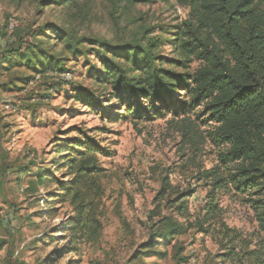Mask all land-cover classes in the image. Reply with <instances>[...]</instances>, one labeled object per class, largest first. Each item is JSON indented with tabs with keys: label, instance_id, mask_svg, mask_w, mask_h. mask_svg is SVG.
Masks as SVG:
<instances>
[{
	"label": "rangeland",
	"instance_id": "obj_1",
	"mask_svg": "<svg viewBox=\"0 0 264 264\" xmlns=\"http://www.w3.org/2000/svg\"><path fill=\"white\" fill-rule=\"evenodd\" d=\"M143 1L133 6L122 2L115 8L108 0H89L81 18L73 23L74 31L79 38L117 44L149 28L150 38L164 41L158 53L175 59L168 40L188 19L189 10L177 0ZM65 20V11L40 12L38 0H0V56L7 46L17 43L19 34L29 43L33 32L46 22L62 25ZM90 54L65 55L69 77L67 73L40 77L14 65L6 71L0 63V264H39L66 244L61 228L72 216L71 208L55 204L56 216L50 218L46 196L55 191L38 187L37 176L53 174L59 183L66 180V172L52 167L58 156L55 150L64 140L77 139L78 132L95 141L98 162L105 170L101 177L103 235L97 245L83 244L79 253L71 252L55 264H246L245 253L256 250L264 255V233L251 203L264 200V192L253 197L231 186L214 190L205 173L217 164L220 150L209 136L212 125L202 123L207 117L202 110L196 111L198 119L187 115L190 122L181 121L168 109L154 120L122 118L112 123L101 111L75 102L79 87L95 88L89 76L99 67V59ZM199 66L194 61L189 71ZM100 91H96L98 96ZM99 98L108 112L120 114L115 101L105 103L104 97ZM163 189L161 209H157ZM168 202L173 207L187 202L188 217L179 219L178 211L166 208ZM212 203L217 209L207 218L206 206ZM157 212L186 222L188 230L162 248L167 252L165 259L153 256L131 262L150 236V223L158 221ZM200 224L208 227V233L200 231ZM225 228L237 235L234 242L224 237ZM229 248H235L232 257H222ZM183 258L188 261L181 263Z\"/></svg>",
	"mask_w": 264,
	"mask_h": 264
},
{
	"label": "trees",
	"instance_id": "obj_2",
	"mask_svg": "<svg viewBox=\"0 0 264 264\" xmlns=\"http://www.w3.org/2000/svg\"><path fill=\"white\" fill-rule=\"evenodd\" d=\"M87 1L38 0L40 12L47 9L65 11L66 23L46 22L33 32L29 43L19 34L17 43L7 46L0 56L1 67L8 71V65H14L40 77L59 76L69 73L65 68V55L80 57L91 53L99 59V67L89 76L95 88L79 87L75 102L101 111L112 123L122 118L150 121L156 116H165L168 109L181 121L190 122L187 115L193 114L198 119L200 114L196 111L201 109L207 116L202 123L212 125L209 136L220 150L217 164L205 173L206 178L212 179L214 190L231 186L240 194L262 195L264 0H177L181 7L189 10V17L176 27V32L171 33L173 38L168 40L175 59H165L158 53L164 41L150 38L149 28H141L129 42L117 44L101 38H79L73 23L81 18ZM108 1L115 8L122 2L128 6L144 2ZM52 32L56 37L50 34ZM86 45L92 48L87 49ZM194 61L200 62V66L190 72L189 67ZM98 90L102 91L100 96L106 99L105 103L115 101L120 105L118 116L103 107V100L96 94ZM78 134L77 139L64 140L55 150L58 156L52 167L56 172H66V180L59 183L53 174L37 176L38 187H51L55 191L46 196L47 215L50 218L56 216L55 204L69 206L72 213L61 228L66 244L39 264H55L71 252L79 253L83 244L95 246L103 235L101 177L105 170L98 162L99 147L95 141L82 132ZM164 195L165 189L158 195V203ZM187 195L192 196L191 193ZM251 203L264 233V200H251ZM156 207L161 209V203ZM166 208L178 211L179 219L189 215L187 202L176 207L168 202ZM216 209V204H207L205 217L214 216ZM154 216L158 221L150 223V236L131 262L153 256L165 259L167 252L162 248L188 230L186 222L162 216L161 212ZM225 229L224 237H231L230 243L234 242L237 235ZM200 231L208 233V227L200 224ZM179 250L183 251L182 248ZM229 250L222 257H232L235 248ZM245 260L246 264H264V255L253 250L245 253ZM186 261L188 259L183 258L181 263Z\"/></svg>",
	"mask_w": 264,
	"mask_h": 264
},
{
	"label": "built area",
	"instance_id": "obj_3",
	"mask_svg": "<svg viewBox=\"0 0 264 264\" xmlns=\"http://www.w3.org/2000/svg\"><path fill=\"white\" fill-rule=\"evenodd\" d=\"M13 27H14V26H13ZM13 27H11L10 30H13L16 26H15L14 28H13ZM62 75H63V74H62ZM64 75H65V74H64ZM67 75H68L67 77H69V74H68V73H67ZM6 108H7V109H10L8 105H6Z\"/></svg>",
	"mask_w": 264,
	"mask_h": 264
}]
</instances>
